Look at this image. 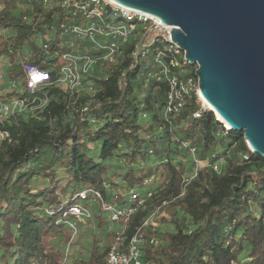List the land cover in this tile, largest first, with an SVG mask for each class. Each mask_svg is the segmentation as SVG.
<instances>
[{"label":"trees","instance_id":"obj_1","mask_svg":"<svg viewBox=\"0 0 264 264\" xmlns=\"http://www.w3.org/2000/svg\"><path fill=\"white\" fill-rule=\"evenodd\" d=\"M53 14L42 0H0L7 83L24 77V64L53 66L37 42ZM57 45L53 40L50 48ZM132 49L127 45L115 64L90 75L97 90L80 97L92 98L88 111L72 113L67 95L51 86L43 111L0 124L11 134L0 143V264H64L63 246L54 238L70 236L59 220L85 187L122 206L135 205L132 190L152 193L127 221L128 237L167 201L161 208L169 210L170 227L146 228L157 240L145 243L144 264H264V157L211 109L195 117V94L167 123L168 83L151 75L152 55L130 67ZM189 71L194 74L195 66ZM181 141L196 147L198 159L221 166L219 172L200 167L184 194L193 162ZM37 179L49 184L40 187ZM107 250L100 253L94 244L87 264H104Z\"/></svg>","mask_w":264,"mask_h":264},{"label":"built area","instance_id":"obj_2","mask_svg":"<svg viewBox=\"0 0 264 264\" xmlns=\"http://www.w3.org/2000/svg\"><path fill=\"white\" fill-rule=\"evenodd\" d=\"M42 1L48 10L54 12V20L50 28L38 36L37 42L43 50V59L54 61L53 66L46 69L24 64V77L19 81L10 80L7 84L5 95L13 94L0 98V124L14 116H29L43 111L52 98L49 95L51 86H59L67 95L69 100L67 107L72 113L88 111L92 102L91 97L97 90L93 81L89 79L90 75L100 65L115 64L125 47L130 44L133 45L130 67L136 61H142L143 58L152 55L156 70L151 75L168 83L166 105L163 110V118L167 123L172 124V115L177 113L186 99L194 94L200 106L194 113L195 117H200L202 110L210 109L201 96L196 73L191 74L189 71V66L193 64L187 60L185 51L172 41L171 26L164 24L158 17L115 0ZM66 16L72 17L73 20L66 19ZM77 17L80 19L76 20ZM56 39L57 48L51 49V42ZM60 50L64 52L60 54ZM193 66L196 70L197 65ZM54 69L55 76L52 74ZM86 93L91 97L85 101L80 100L81 95ZM3 140L11 141L9 130H0V143ZM181 146L188 150L193 162L190 175L183 180L181 194H184L186 185L197 176L200 167H211L219 172L221 166L198 159L196 147L191 146L188 141H181ZM151 195L149 192L145 197L132 190L131 201L135 205L122 206L108 202L99 190L92 187L75 192L73 202L63 211L59 220L70 231V238L65 245L66 260L73 254L72 247L79 234L78 223L91 220L93 217L91 203H98L108 213L110 223L119 224L108 246L104 264H144L145 243L154 244L157 240L155 236L148 237L146 228L154 224L161 207L167 201L155 208L145 219L142 227L130 237L126 235V228L127 221L136 208L145 205ZM84 252L83 248H79L76 252L77 257H82Z\"/></svg>","mask_w":264,"mask_h":264},{"label":"water","instance_id":"obj_3","mask_svg":"<svg viewBox=\"0 0 264 264\" xmlns=\"http://www.w3.org/2000/svg\"><path fill=\"white\" fill-rule=\"evenodd\" d=\"M171 26L200 92L264 157V0H115Z\"/></svg>","mask_w":264,"mask_h":264},{"label":"rangeland","instance_id":"obj_4","mask_svg":"<svg viewBox=\"0 0 264 264\" xmlns=\"http://www.w3.org/2000/svg\"><path fill=\"white\" fill-rule=\"evenodd\" d=\"M66 19L72 21L73 18L66 16ZM80 18L77 17L76 20H79ZM64 51L60 50V54H62ZM47 60L44 59V62ZM60 62V58L58 61V64ZM57 64V63H56ZM40 67L39 65H35ZM7 63L0 58V98L2 96H5L7 93V81L5 80L6 70H7ZM217 117V116H216ZM92 146V145H91ZM37 182H40L39 186H45L48 185V182L41 181L40 179H37ZM62 197V195H60ZM157 208V207H156ZM91 209L93 210V217L89 221L78 223L79 226V234L76 238L75 245L72 247L73 254L69 256V258L66 260L65 250H66V242L69 240L70 236H68L67 239L62 240L59 237L54 238V242L63 246V263L64 264H87L89 260V256L91 251L93 250L94 244H96L99 248L100 253L103 252L106 247L109 246L111 243L114 231L119 228V224L112 225L109 221L108 213L100 207L98 203H91ZM103 220L102 226L98 225L99 221ZM170 214L169 210L165 209V207L161 208L159 215L154 220V224L152 225L153 228L156 229H166L170 227ZM79 248L84 249V255L78 256L76 255V252ZM106 257V256H105ZM104 257V261H105Z\"/></svg>","mask_w":264,"mask_h":264},{"label":"bare ground","instance_id":"obj_5","mask_svg":"<svg viewBox=\"0 0 264 264\" xmlns=\"http://www.w3.org/2000/svg\"><path fill=\"white\" fill-rule=\"evenodd\" d=\"M201 96H202V98L204 99V101H205L208 105H210L208 99L204 96V94H203L202 92H201Z\"/></svg>","mask_w":264,"mask_h":264},{"label":"crops","instance_id":"obj_6","mask_svg":"<svg viewBox=\"0 0 264 264\" xmlns=\"http://www.w3.org/2000/svg\"><path fill=\"white\" fill-rule=\"evenodd\" d=\"M8 84V83H7Z\"/></svg>","mask_w":264,"mask_h":264}]
</instances>
